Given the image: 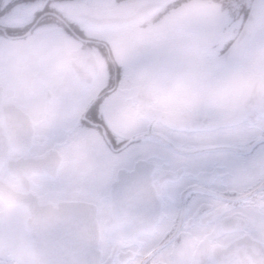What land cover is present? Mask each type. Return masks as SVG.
I'll return each instance as SVG.
<instances>
[{"label":"flooded vegetation","instance_id":"af4514ba","mask_svg":"<svg viewBox=\"0 0 264 264\" xmlns=\"http://www.w3.org/2000/svg\"><path fill=\"white\" fill-rule=\"evenodd\" d=\"M24 2L37 10L49 3L55 11L45 13L53 22L36 33L0 36V264H206L234 254V237L221 236L195 208L184 215L174 198L188 154L159 163L142 159L132 177L142 184L128 185L133 170L106 160L95 133L72 128L69 101L79 86L135 48L162 41L161 13L174 0ZM149 3L160 5L147 16L101 23ZM41 32L47 33L42 42ZM37 41L44 50L32 47ZM6 42L17 52L27 45L38 54L36 67L27 65L34 74L29 85L10 89L4 83ZM262 68L264 58L253 59L243 80L249 100L264 96ZM192 102L185 95L164 100L170 109ZM211 102L232 104L227 95Z\"/></svg>","mask_w":264,"mask_h":264},{"label":"snow or ice","instance_id":"6c2138e0","mask_svg":"<svg viewBox=\"0 0 264 264\" xmlns=\"http://www.w3.org/2000/svg\"><path fill=\"white\" fill-rule=\"evenodd\" d=\"M49 9L0 0V36L38 32L53 22ZM161 17L162 41L79 86L69 101L72 128L95 133L100 154L131 170L142 159L188 154L177 204L234 237V254L206 264H264V96L249 100L242 90L251 61L264 58V0H174ZM172 95L194 102L170 109ZM226 95L230 106L211 102Z\"/></svg>","mask_w":264,"mask_h":264},{"label":"rangeland","instance_id":"374dc122","mask_svg":"<svg viewBox=\"0 0 264 264\" xmlns=\"http://www.w3.org/2000/svg\"><path fill=\"white\" fill-rule=\"evenodd\" d=\"M40 4V2L38 3ZM46 36L41 38L42 42ZM36 47V50L38 49H45L43 45L37 42H33V48ZM16 47L12 44H8L6 42V63L9 64L8 68H6V71L4 72V83L12 89L14 86H27L31 81H33V78H31L34 74L30 71H27L28 63L33 67V69L38 64V54L35 52H32L30 50L31 48L27 45L21 46L19 52L16 51ZM32 69V68H31ZM44 71V69H42Z\"/></svg>","mask_w":264,"mask_h":264},{"label":"water","instance_id":"95a60500","mask_svg":"<svg viewBox=\"0 0 264 264\" xmlns=\"http://www.w3.org/2000/svg\"><path fill=\"white\" fill-rule=\"evenodd\" d=\"M151 9H153V6H147V5L143 6L135 15H133L132 17H128V21H130L131 19H135L147 15ZM91 21L97 22L95 19H92ZM125 21H127V18L125 17L124 18L115 17L114 19H110L107 22L111 24H120Z\"/></svg>","mask_w":264,"mask_h":264}]
</instances>
